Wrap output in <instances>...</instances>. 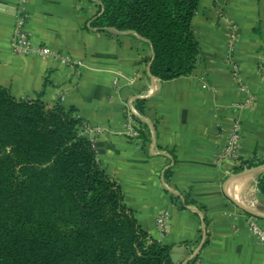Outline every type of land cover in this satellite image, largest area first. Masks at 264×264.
<instances>
[{
    "label": "crops",
    "instance_id": "0c3cea01",
    "mask_svg": "<svg viewBox=\"0 0 264 264\" xmlns=\"http://www.w3.org/2000/svg\"><path fill=\"white\" fill-rule=\"evenodd\" d=\"M15 5L16 0H0V85L15 97L75 107L91 130L101 167L121 186L126 205L152 238L171 247L177 262L197 254L200 264H264V245L248 228L249 216L264 225V192L259 188L264 169L242 173L264 163L239 169L241 164L233 160L218 164L215 159L235 120L241 160L264 157V0H200L192 18L199 49L195 66L188 75L170 80L150 74L152 47L147 41L129 32L89 28L99 10L93 0L26 3L33 43L81 60L79 77L55 57L14 55L9 39ZM217 6L239 27L234 57L254 95L247 106L241 105L246 93L224 56L228 28L217 16ZM129 98L143 99L141 110L136 107L145 119L140 139L124 127ZM234 179L239 180L238 203L261 216L233 200L227 186ZM163 181L203 213L209 231L202 243L199 214L174 206ZM165 209L171 216L160 233L155 218Z\"/></svg>",
    "mask_w": 264,
    "mask_h": 264
},
{
    "label": "trees",
    "instance_id": "16d2710c",
    "mask_svg": "<svg viewBox=\"0 0 264 264\" xmlns=\"http://www.w3.org/2000/svg\"><path fill=\"white\" fill-rule=\"evenodd\" d=\"M93 1L99 10L89 28L150 43L152 76L191 73L199 52L192 18L200 0ZM140 104L137 98L139 111ZM261 163L242 161L239 169ZM259 188L264 192L261 179ZM190 202L184 196L182 205ZM0 264L180 263L126 205L74 106L15 97L0 85Z\"/></svg>",
    "mask_w": 264,
    "mask_h": 264
},
{
    "label": "built area",
    "instance_id": "2783aa9c",
    "mask_svg": "<svg viewBox=\"0 0 264 264\" xmlns=\"http://www.w3.org/2000/svg\"><path fill=\"white\" fill-rule=\"evenodd\" d=\"M27 0H16L15 13H14V24L13 29L9 39L10 51L14 55H37L42 58L55 57L61 62L73 67L75 69V76L79 77L80 68L82 66L81 60L75 59L69 54L60 53L52 50L47 45H36L32 41V36L26 28V22L28 19V11L26 9ZM217 16L222 20L228 28V39L224 46V56L228 62L230 74L236 81L237 86L246 93L244 100L242 101V106L249 105L254 100V95L248 88L246 82L241 76V67L234 57V50L236 41L238 38V24L231 20L228 16L224 14L222 8L216 7ZM114 88L119 87V80L114 79L112 83ZM135 98H129L125 101V117H124V127L129 136L132 138L140 139L142 137L145 119L138 112L135 107ZM88 131H91L86 127ZM240 125L237 120H235L231 125L223 144H221L215 154V159L218 164H221L226 159L233 160L239 165L242 164V160L239 154L240 146ZM151 153L156 154L157 150L155 144L151 142ZM264 160V157L259 158ZM172 161H169L171 164ZM164 188L169 193L171 202L176 207L193 209L200 216V238L199 242L202 243L208 233V226L203 213L192 206L191 204H184V195L163 181ZM171 212L168 209L160 212L155 218V224L160 233L166 230L167 223L169 222ZM248 228L250 232L257 238L258 242L264 245V225L260 224L257 218L249 216L248 217ZM200 257L197 254H191L189 260L179 261L180 264H200Z\"/></svg>",
    "mask_w": 264,
    "mask_h": 264
},
{
    "label": "water",
    "instance_id": "95a60500",
    "mask_svg": "<svg viewBox=\"0 0 264 264\" xmlns=\"http://www.w3.org/2000/svg\"><path fill=\"white\" fill-rule=\"evenodd\" d=\"M259 169H264V164L262 165H259L255 168H252V169H248L246 171H243L242 173H249V172H253L255 170H259ZM240 207H242L244 210H246L247 212L253 214L254 216H261V214H259L258 212H256L255 210H253L252 208L246 206V205H243V204H240L238 203V201H236L235 199H233ZM171 255H172V258L174 261H176L178 258L177 256L172 252L171 250Z\"/></svg>",
    "mask_w": 264,
    "mask_h": 264
},
{
    "label": "bare ground",
    "instance_id": "6f19581e",
    "mask_svg": "<svg viewBox=\"0 0 264 264\" xmlns=\"http://www.w3.org/2000/svg\"><path fill=\"white\" fill-rule=\"evenodd\" d=\"M227 191L233 198L241 202L240 195H239L240 192H239V180L238 179H234L228 183Z\"/></svg>",
    "mask_w": 264,
    "mask_h": 264
}]
</instances>
